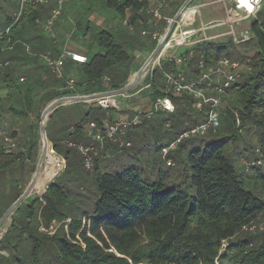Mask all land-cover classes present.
<instances>
[{
    "label": "trees",
    "instance_id": "trees-1",
    "mask_svg": "<svg viewBox=\"0 0 264 264\" xmlns=\"http://www.w3.org/2000/svg\"><path fill=\"white\" fill-rule=\"evenodd\" d=\"M33 1L35 0L24 1L22 14L10 25L9 30L23 25L27 20H35L33 16L40 5H32ZM183 1H177V4H182ZM144 3L146 4V0H107V4L122 15V20H128L127 26L135 24L144 11ZM126 9L132 10L128 18L124 16ZM257 23L256 16L250 28L254 36L255 51L252 60L247 62L252 72L243 75L239 83L232 84L228 89L230 97L227 102L231 106L224 110V116L230 125L224 129L225 132L221 129L220 113L216 130L210 129L206 135L182 140L168 154V158L174 163L172 167L165 163L170 171H155V167L151 165V171L146 174L133 167L117 173H98L100 158L95 159L88 168L77 147L63 145L64 149H61L47 138L52 143L53 150L64 160L54 154L47 142L44 166L50 165L53 168V161H56L59 164L57 174L63 168L64 161L66 164L41 198L34 196L25 200L28 205L21 210L25 215L12 218L14 224L9 233L15 231L16 237L23 240L20 252L22 256L18 259V264H49L52 258L53 264H264V237H261L264 235L263 231H242L264 213V199L247 190L243 179V174H250L247 176L250 183L258 185L264 192V22L261 23V28L257 27ZM90 42L97 50L86 56L85 63L79 64L80 75L74 81L73 88L57 92L47 91L43 96L47 95L48 99L43 105L63 96L91 95L121 89L128 82L131 73L136 72L132 69L127 49L114 32L101 29L92 34ZM12 43L13 41L3 36L0 38V49L6 45L10 47ZM199 46L200 43L193 49ZM204 47L199 50L198 63L203 61L210 65L220 57H227L221 54L222 48L211 51L208 46ZM185 53L187 60L196 54L190 50ZM182 66L179 69L172 60H166L161 69L155 68L152 75L145 78L146 84H149L146 93L152 103L158 98L168 96L175 105L173 113H154L164 112L176 118L178 135L189 127L205 122V110L208 109L204 105L199 111L194 107L192 97L172 96L167 92L164 81L163 84L156 83V74H161L162 79L163 72L174 73L178 69L182 70ZM189 75L197 77V67L187 77H191ZM106 77L108 82L104 81ZM29 94L31 96V91L27 90L25 99L22 97L24 101L20 111L10 106L8 112L11 115L29 117L34 112V102L28 97ZM92 105L94 103L88 107L87 119H83L79 126L69 132L72 138L69 141H91L84 132L85 126L90 122L100 126L103 119H108L102 115L106 110ZM40 110L37 119L40 117ZM193 111L202 114L205 120L201 122L200 119H195ZM237 121L239 126H236ZM247 123L257 125L259 148L251 153L238 146L230 149L231 145L242 141L241 130ZM156 124H149L143 118L136 128L140 132L149 131ZM173 124V120L168 117L162 123L168 130L174 129ZM36 128L38 131V124H29L23 130L19 128L18 131H10L13 138L20 134L24 136L20 143L24 142L25 145L16 155H7L26 161L33 155L36 158L39 140ZM129 132L130 130L125 137L130 141L129 147L119 148L106 141L99 149L112 147L121 155L130 154L129 152H133V142ZM159 138L156 136L154 142L159 141ZM100 152L103 153L102 150ZM240 153L244 154L243 158L248 162V169L243 166L244 173L238 172L234 167L233 155L240 158ZM73 155L78 158L76 163ZM161 159L163 160L162 155ZM176 164L177 169L173 171ZM80 170L87 174L83 188L87 195L85 201H90L92 209L85 210L80 215L68 216L59 210V204L64 202L63 192L67 186L61 181L66 182V175ZM70 178L68 176L69 181L72 179ZM174 178L177 180L174 181ZM20 195L21 192L9 200L1 215ZM67 220L70 223L65 228L64 223ZM52 224L59 226L53 234H49L47 231ZM39 225L46 228L45 232L39 231ZM5 243H10L6 236L0 241V245Z\"/></svg>",
    "mask_w": 264,
    "mask_h": 264
},
{
    "label": "rangeland",
    "instance_id": "rangeland-1",
    "mask_svg": "<svg viewBox=\"0 0 264 264\" xmlns=\"http://www.w3.org/2000/svg\"><path fill=\"white\" fill-rule=\"evenodd\" d=\"M57 1V0H56ZM90 0H68L67 2H64L62 7H60V15L57 16L54 19L53 26L50 30H46L44 28L46 22L40 23V24H32L30 33L37 34V37L39 40L43 42V44L46 46H50L52 44L58 45L59 48H61L66 43L74 42L79 44H85V42H88L84 40V35L80 30L74 31L73 28H75L74 23H72L69 19V16L72 14H76L77 18L76 21L82 22L84 20L79 19V12L81 8H84L85 5L89 4H95V2H88ZM107 0H104L106 2ZM174 0H168V2H172ZM206 0H195L192 2L191 5H194L195 3L202 2ZM191 5L186 8L183 13L181 14L178 23L180 25V28L183 29L184 32L188 31L190 28L191 23V15H194V9H192ZM222 6V5H221ZM23 7V6H22ZM89 7V6H87ZM114 10L115 8L112 7ZM54 9H59L57 7V4ZM112 9V10H113ZM230 9V7L228 8ZM99 10V8H98ZM232 10V8L230 9ZM193 13L191 14V12ZM259 14L257 15L258 23L257 27L261 28V23L264 22V0L260 3L259 6ZM21 12V0H0V38L3 37V35L8 39L12 37V35L15 32V28L12 29L9 32L10 25L14 23L17 18L20 16ZM215 12V11H214ZM53 14V13H52ZM73 16V15H72ZM216 16L212 11H206L204 8L201 10V16L200 20L203 21L204 27L206 31H211L212 33L208 36H206L204 39L201 40L200 46L195 48V50H190L191 53L196 52L195 56L184 63L182 66V70H176V71H183L185 72V76L187 77L188 73L193 72L196 70L197 64H198V57H199V50L203 49V47L208 46V48L211 49V51L216 50L217 48H222L221 54L226 55L227 58L232 61H238L242 65V70L240 72V78L237 79L235 83H239V81L243 78V75H249L251 73V69L249 64L247 63L249 60H252L254 56L255 48L253 46L254 44V36L251 33V24L254 22V18H245L240 23H237L232 27V29H227L228 32H223V30H226V28L223 26V24L216 20ZM75 20V19H73ZM199 21V18L197 19ZM210 20L211 23L207 24ZM57 23V24H56ZM56 24V25H55ZM24 25V24H23ZM60 25V26H59ZM65 25V26H64ZM59 26V27H58ZM64 26V27H63ZM58 27V28H57ZM179 28L175 29V31H178ZM241 32H247L248 33V39L243 40L241 37ZM208 32V33H209ZM178 35V34H177ZM55 36V37H53ZM69 36V37H68ZM25 42L28 45L27 49L25 50ZM33 42V39L28 38L27 40H24L22 42L20 41H14L12 43V47L17 43L15 46V51H17L18 48H21L20 52H18L15 56H13L14 60L13 62L16 64V60L19 63L18 65H12L11 67H0V73L4 72L6 74L5 81L3 79L0 81V83H5V92L7 95L2 100V103L0 105V129H4L7 132H10L13 127L16 128H22L29 125V124H38V131L36 128V131L39 135V123H40V117L45 109L46 105H43L46 99H48L46 96H41L42 91H40L39 87L37 85H34L32 82L24 81L20 82L19 78L21 76H31V72L36 71L40 73V77L42 75L48 76V78L54 80V84L58 88H66V83L69 80L76 79V75H72L70 78L67 79V73L65 71V66H67L69 58L63 63L64 66H62V75L64 78H54V76H51L50 72L47 70V62L43 59V55L46 52L42 53V50L35 49L34 46L31 44ZM142 42V41H141ZM208 43V44H207ZM186 43L180 42L177 43L176 49L173 51L174 59H178L179 57L185 56L187 47L185 46ZM204 47V48H205ZM5 48L9 49V46L6 45ZM29 49H31V52L29 53ZM97 48L95 46H91L89 51L91 53L95 52ZM131 51V50H130ZM130 60L132 62V65L137 66V62L139 61L138 55L135 54V52H129ZM241 58L243 60H241ZM33 64H36L35 68ZM10 68V69H9ZM32 68V69H30ZM141 68V67H140ZM139 69L135 70L136 72ZM136 72L131 73V75L128 78V81L134 76ZM144 77L140 79L138 82L137 88L132 92V94L142 87V81L147 77L148 71L143 72ZM54 75V74H53ZM161 74H156L157 81L156 83H160L164 81V76L161 79ZM75 77V78H74ZM75 80V81H76ZM74 82V81H73ZM55 89V87H54ZM27 90L31 91L30 99L34 102V109L33 113L27 117L23 115H11L8 111L9 107L12 106L14 109L20 111L22 108V103L24 96L27 93ZM58 90L55 89L54 92H57ZM62 91V90H61ZM27 96V95H26ZM127 99L128 102L126 104H135L137 100V105H141L142 108H140L139 116H143L147 112H151V118L148 120L149 124L157 123L154 125L153 129H149V131H143L134 125L130 128V134L131 139L133 142V149L129 152L130 154L124 153L119 154L116 151L113 150L112 147L108 149H99V146L97 144H94L92 140H86L82 141L81 143H73L71 136L69 135V132L71 129L77 127L80 125L81 121L83 119H87L86 113L89 109L87 104H84V102H78V103H71L67 105L60 106L55 109L50 116L47 118L46 124H45V134L46 137L52 140L56 146H58L61 149H64L63 145H67L69 147H77V145L81 144L84 146H94L96 148V152H92V165L93 161L95 159L98 160V173L103 172H111V173H117L121 172L123 169L128 167L138 168L142 170V173L146 174L148 171H151V165L155 167V171L160 170L161 172H167L170 171V168H167L165 165V162L161 159V155L159 153V150L162 146L167 145L170 141H173L177 136L178 133L176 132L178 128L176 127L177 120L176 118L172 117L168 113L160 112V113H154L153 109L150 108L149 105V98L145 91H141V94H135L133 98ZM230 97V94L228 93L227 96H224L221 99L220 104V110L219 112L222 114L221 116V129H226L227 126L230 125L229 120L224 116V110L226 108H230L231 105H229L228 98ZM3 98V96H2ZM25 99V98H24ZM131 100V101H130ZM130 101V102H129ZM122 102V101H121ZM96 105L95 102L89 103ZM153 103H151L152 105ZM125 106L124 104H122ZM36 106V107H35ZM41 109V110H40ZM40 112L39 119L36 118L37 113ZM124 111V110H123ZM207 110H205L206 112ZM127 113V117L129 120H133L135 116H131L133 114L132 112L125 109L124 111ZM102 115L108 119L117 118L119 115L118 111L116 109H108L106 111L102 112ZM126 115V114H125ZM136 115V116H137ZM193 115L195 119H200L201 122H203L205 119L202 117V114L198 113L197 111H193ZM167 117L170 120H173L174 122V129L168 130L166 129L165 125H162L163 120L167 119ZM143 120V118H142ZM88 123V121H86ZM86 123V124H87ZM85 124V125H86ZM236 126H239V122L237 121ZM257 125H253L251 123H247L245 126H243L241 133H242V141L239 143H235L230 146V149H233L234 147L238 146L240 148L247 149L249 153L253 152L256 148H259V130L256 127ZM225 132V130H224ZM223 133V132H222ZM225 134V133H223ZM156 136H159V141L154 142V138ZM24 136L18 135L15 138V148L11 151L4 150L5 144L2 141V138H0V215L7 207L9 200L15 196H17L20 192L22 193L27 185L29 184L30 180L32 179L34 175V171L37 165V162L39 158L41 157L42 152V143L40 140H38L37 145V156L34 158V155L32 158L26 159H13V156L7 155L10 153H14L15 155L18 153V150H23L24 142L20 143L21 139L23 140ZM49 147L52 149L54 154L58 156L59 158L63 159L61 155L57 154L53 150L52 143L48 140ZM113 144V143H112ZM252 146V149H249V145ZM116 145V144H114ZM117 146V145H116ZM244 146V147H243ZM118 147V146H117ZM78 149V148H77ZM3 150V151H2ZM100 150V151H99ZM238 149L236 148L235 151ZM79 151V150H78ZM74 153V152H73ZM118 154V155H117ZM28 155L30 156V150H28ZM47 155V153H46ZM121 155V156H119ZM182 155H185V152L182 153ZM242 157L235 156L234 157V167L238 172H243V166L248 169V162L243 158L244 154L240 153ZM26 157V156H23ZM46 158V156H45ZM44 158V161H45ZM73 161L76 163L78 161V158L73 155ZM64 160V159H63ZM41 166L40 173L38 175V180L36 183L35 188L32 190V192L29 194L30 197L39 196L40 198L44 195V191H46V187L49 183L53 182L64 170L65 168V161L63 168L56 174V172L59 170V164L56 161H53V168L49 166H44V162ZM259 161V160H258ZM178 164H176V167L173 168V171L177 169ZM86 171V170H85ZM56 174V176H55ZM172 175H176L171 173ZM86 175L84 171L79 172H72L68 175H66L67 180L65 183L66 189L64 190L65 199L64 202H61L59 204V210L61 213H64L68 216H76L80 215L83 211H91L92 205L89 204L90 201L87 200L86 203V192L84 190V185L86 184ZM155 175V172H154ZM250 174H247L249 176ZM55 176V177H54ZM68 176L71 177L70 181L68 180ZM247 176H244L243 179L245 182V188L249 191L254 192L257 196H260L264 199V192L260 190L259 186L250 183L249 178ZM54 177V178H53ZM90 179V178H89ZM87 179V180H89ZM173 180V179H172ZM177 179L174 178V181ZM50 181L46 187L44 188L45 184ZM60 182V181H59ZM88 184V182H87ZM46 189V190H45ZM28 198V197H27ZM16 200V199H15ZM26 200V199H25ZM25 200L22 202V205L18 206L17 209L13 212L15 219L16 217H22L24 212L21 210L24 206L28 205ZM21 207V208H20ZM87 219V218H85ZM84 219V220H85ZM83 220V221H84ZM20 225L22 223L18 221ZM70 223V220H67L65 224V228H67V224ZM14 224V222H10L9 219L6 221V224L3 226V230L1 232L2 238L4 236L7 237L9 245L6 243L3 245H0V264H18V259L21 258L22 254L20 253L22 250V243L23 240L21 237H16L15 231H12L9 233L10 227ZM59 224H52V228L50 227L47 231L49 234H53V231L58 227ZM16 227V226H15ZM17 230V229H15ZM46 228L43 225H39V231L45 232ZM243 232H252L257 233L263 231L264 234V213L260 214L258 219L252 223L249 227L243 228ZM0 234V236H1ZM262 238L264 237L261 236ZM1 238V237H0ZM54 258L51 259V263L53 264ZM215 264H219V262H216Z\"/></svg>",
    "mask_w": 264,
    "mask_h": 264
},
{
    "label": "built area",
    "instance_id": "built-area-1",
    "mask_svg": "<svg viewBox=\"0 0 264 264\" xmlns=\"http://www.w3.org/2000/svg\"><path fill=\"white\" fill-rule=\"evenodd\" d=\"M24 1L25 0H21V12L19 15H21L23 12L22 6L24 4ZM65 1L67 0H57V7L59 9L53 10V14H51V17L47 20L46 25L44 26L46 30L51 29L54 23V19L60 15V7H62ZM222 1L223 3L229 1L230 5L232 6V11L237 15H235L236 17H234V14H231L232 11L231 13H227L226 19L223 23L226 24V22H228L230 24L239 22L240 20L242 21L245 18H255L260 3L263 0H247V3L251 4L252 6L251 10H249L248 7L244 6L240 2V0ZM40 3H42V0H35L32 2V5H38ZM157 5L161 8L165 7L166 3L164 0L157 1ZM153 13L158 19L161 18V15L157 10H155ZM178 20L176 22V25L179 27ZM166 21L168 26L172 23L171 19H167ZM124 25H128L127 19H125ZM203 30L204 27L200 28L199 31L194 33L195 36H199V38L202 37L203 34L199 35V32ZM167 32L168 30L165 33L155 30L150 34V38L158 45L165 39ZM145 34V31H143L142 35ZM173 34H170L168 36L165 43L157 53L156 57L148 65L145 66L144 71H148L149 73H151L154 68L161 69L162 63L166 60H172L174 64L177 65V67H181L184 63L187 62L186 55L179 57L178 59H174V56L171 55V51L176 49L177 43H185L189 41L190 35H186L184 33H179V35ZM241 34V38L243 40L248 39V33L246 31L242 32ZM42 57L47 62L48 68L51 70L54 76L59 79L64 78L62 75V66L67 58H70L72 61L79 64H83L86 62V57L84 55L68 51L62 52L59 57H57V59H52L50 53H45ZM242 68V65L238 61L231 62L227 57H220L215 60L214 65H206L203 61H200L197 65L198 75L197 77L191 79H187L182 71H176L174 73L163 72L166 90L167 92L171 93L172 96L180 97L182 95H188L192 97L194 100V107L199 111L202 110L204 105L208 107L206 111L205 122L187 128L182 133H180L172 142L161 149L160 153L168 167H172L174 165L173 161L168 158V154L172 150L176 149L177 145L182 140L203 136L206 135L210 129L216 130L218 128L221 99L224 96L228 95V89L237 81V79L240 78V72ZM143 77L144 73L142 74L141 79ZM20 81H23V78H20ZM104 81L108 82L109 79L106 77L104 78ZM73 85L74 82L72 80L67 81L66 89L71 90L73 88ZM148 87L149 84L145 86V88ZM118 97H102L96 99L95 103L96 106L100 107L102 110H118L120 105ZM151 108L153 109V112L165 111L173 113L175 111V105L168 96L156 99V101L151 105ZM151 114V112H147L143 116L137 115L133 118V120H129L127 115L121 116L120 118L118 117L113 121L103 119L100 126H98L95 122H90L85 126L84 132L89 138L93 140L95 144H98L100 148L104 146L106 141L116 144L119 148L129 147L130 141L125 139L128 130H130L132 126L139 124L142 118H150ZM166 126L169 125L167 124ZM72 131L73 129L70 130V132ZM0 138H2V141L5 144L4 150L11 151L15 148V138H13L6 130L0 129ZM77 148L84 158L85 166L88 168L91 167L92 152H96L95 147L79 144L77 145ZM244 163L246 162L244 161Z\"/></svg>",
    "mask_w": 264,
    "mask_h": 264
},
{
    "label": "crops",
    "instance_id": "crops-1",
    "mask_svg": "<svg viewBox=\"0 0 264 264\" xmlns=\"http://www.w3.org/2000/svg\"><path fill=\"white\" fill-rule=\"evenodd\" d=\"M67 1H65V2H67ZM157 1H162V0H146V4L144 3V5H143L144 11L138 16L135 24H133V26L132 25L126 26V25H124L125 20H122V15L118 11L114 10L112 8V6H109L107 4V1L104 2V0H90L88 2H95V4L85 5V7L81 8V10L79 12L78 18L82 19L84 21L78 23L76 21L77 18H74V17H77L76 14H72L73 16L72 15L69 16L70 21L72 23H74V25H75V28H73V30L74 31L80 30L82 32V34L84 35L83 39L88 41V42H85L84 45L79 44V43H74V42H71L72 44L66 43L61 48H59L58 45H55V42H54V44H52L50 46H47V45L45 46L43 44V42L38 39L37 34L30 33V29H31L30 27L32 24H40L41 22L42 23L47 22V20L51 17V14H52V12H53L56 4H57L56 0H42V3L39 4L40 6L38 7L37 13L33 16V18H35V20L34 21H30V20L28 21L27 20V22L24 23V25L21 24L18 27H16L14 34L8 40H11V41L14 40L15 42L16 41L22 42L24 40H27L28 38H31V39H33V42H31V44L34 46V48L42 50V53L43 52L50 53V56L52 57V59H57V57H59V55L64 51L76 52V53H79V54L84 55L86 57L87 55L91 54L89 49L91 47L90 40H91L92 34L96 33L97 31H99L101 29L102 30H110L117 35L118 40L123 43V45L127 49V51H129V52L133 51V52H135L136 55L139 56V61L137 62L138 65L137 66L132 65V69L136 70L137 68L139 69L142 66L144 61L148 58V56L156 48L157 44L155 43V41L151 40L150 34L155 30H158L162 33H165L170 27V25L168 26L166 20L167 19L173 20V18L178 13V11L180 10V8H181V6L185 0L182 2V4H179V3L177 4V1L179 2L180 0H174L172 2H168V0H164L166 3V6L161 7V8L158 7ZM193 1H195V0H192L189 3V5L187 6V8L192 4ZM87 6H89V7H87ZM191 7H192V9H194V15H191V23H190L189 30L184 32L183 29L180 28V25L178 23L179 27L177 25H175L173 30L170 33V34L174 33L175 35H177V34L179 35V33H184L186 35H190L189 41L185 42L186 43L185 46L187 47V50H192L196 45H198L201 42L202 39H204L207 35L209 36L212 33L211 31L209 32V31L205 30V27H204L205 25H204L203 21L200 20L201 10L203 8L206 11H209V12L212 11L214 13V15L216 16L215 21L216 20L220 21L223 24V26L226 28V30H223V32H228L227 29H232V27H234L235 24L241 22V20H240L239 22L230 23V24L228 22H226V24L223 23L224 20L226 19L227 13H231V11H232V10H230L232 8V6L230 5L229 1H226V3H223L222 0H206V1L195 3L194 5H191ZM229 7H230V9H228ZM98 8H99V10H98ZM23 10H24V7H23ZM155 10H157L158 13L161 15L160 19L155 17V15L153 13ZM131 13H132V10L126 9L124 12V16L126 18H128L129 16H131ZM192 13H193V11L191 12V14ZM231 14H234V17L237 16L233 11ZM256 16H255V18H256ZM198 18H199V21L197 20ZM73 19H75V20H73ZM211 22L209 20L207 24H209ZM177 27L179 28V30L175 31V29H177ZM202 27H204V30L200 31L199 35L203 34V36L199 38V36H195L194 33L199 31V29ZM11 30H9V32ZM143 31H145V33H146L145 35H142ZM240 33H242V32L240 31ZM53 37H55V36H53ZM26 43L27 42H25V46H24L25 50L28 47V45ZM16 44L17 43H15V45ZM15 45L12 47V44H11L9 49H7L5 47L0 49V67L3 66L5 68H7V67H11L12 65L15 64L13 62V60H14L13 56H15L21 50V48H18L17 51H15V47H16ZM28 51L30 53L31 49H29ZM173 51H171V55L174 56ZM187 62H189V61L187 60ZM214 63H215V61L213 63H211L210 65H214ZM18 64L19 63L16 60L15 65H18ZM33 66L34 67H32V68H35L36 64H33ZM32 68H30V69H32ZM47 70L50 72L51 76H54L48 67H47ZM65 71L68 75L67 79H71L70 77L72 75H76V77L78 78L80 75L79 64L76 62H73L70 59L67 63V66H65ZM5 76H6V74L4 72L3 73L1 72L0 73V81L2 79H3V81H5L4 80ZM189 76H191V75H189ZM20 78H23L24 81L30 80V82H32L34 85H37L39 87L40 91H42L41 96L45 95V93L47 91H52L55 89H57L58 91L64 90V88L56 87L53 79H51V78L49 79L48 76L46 77V75H42L40 77V73L36 72V71L31 72V76H28V75L24 76L23 75ZM20 78H19V81H20ZM54 78L56 79L55 76H54ZM186 78L191 79V78H194V76L186 77ZM75 80L76 79H73V81H75ZM20 82H22V81H20ZM146 85H147L146 80L144 79L142 81V87L140 89H137L133 94H132V92L137 88L138 84L134 87L133 90H131L130 92H128L124 96L118 97L120 105H119V109L117 110L119 113L117 118L118 117L120 118L121 116H125V114L128 115L127 113L124 112L125 109L133 113V114H131V116H136L137 114H139V112H137V111H139L140 108H142V106L137 105V103H136L137 100H136V102L134 101V103H135L134 105L133 104H130V105L126 104L129 100L127 98H128V96H130L129 98L131 99L135 96V94L140 95L141 91L146 92L147 89L149 88V87L145 88ZM5 86H6L5 83H3V84L0 83V105H1L4 97L7 95V93L5 92ZM54 87H55V89H54ZM77 95H79V94H77ZM2 96H3V98H2ZM63 97H65V96H63ZM55 99H58V98H55ZM55 99H53V100H55ZM53 100L48 101L46 103V106L50 102H52ZM151 103L152 102L150 101L149 102L150 108H151ZM84 104H87V103H84ZM122 104H124L125 106H123ZM87 106L89 107L90 104H87ZM92 106L95 107V105H92ZM117 118H113V120H116ZM14 130L18 131L20 129L13 127L11 131H14ZM8 133H10V132H8Z\"/></svg>",
    "mask_w": 264,
    "mask_h": 264
},
{
    "label": "water",
    "instance_id": "water-1",
    "mask_svg": "<svg viewBox=\"0 0 264 264\" xmlns=\"http://www.w3.org/2000/svg\"><path fill=\"white\" fill-rule=\"evenodd\" d=\"M191 1L192 0H185L184 1L180 10L178 11V13L173 18L172 23L170 24V27L168 29V32L166 33L165 39L160 44H158L156 46V48L153 50V52L146 59L144 65L141 68H139V70L125 84L124 87H122L121 89H117V90H111V91H107V92H103V93H97V94H91V95H80V96L75 95V96L60 97L58 99L53 100L52 102H50L45 107V109L43 110V112L41 114L40 123H39V135H40V140L42 143L41 157L39 158V160L37 162V165H36V168L34 171V175H33L32 179L30 180L29 184L27 185L25 190L21 193V195L10 205V207L7 209L5 214L0 219V227L6 221V219L12 215V213L22 203V201L25 200L29 196V194L32 192V190L36 186L38 175H39L41 166L43 164L42 156L48 148V145H47L48 139H47L46 134H45V124H46L47 118L50 116V114L55 109H57L58 107L63 106V105H67V104H71V103H78V102H92V101H95L96 99H99L102 97H118V96L124 95V94L130 92L131 90H133L134 87L138 84L139 80L141 79L145 66L148 65L156 57L157 53L159 52V50L161 49V47L165 43L166 39L170 35L171 31L173 30L174 26L176 25V22H177L178 18L180 17L181 13L187 8V6L189 5V3ZM51 183H49L47 185L46 189H48V187L50 186ZM45 192L46 191H44V193Z\"/></svg>",
    "mask_w": 264,
    "mask_h": 264
},
{
    "label": "flooded vegetation",
    "instance_id": "flooded-vegetation-1",
    "mask_svg": "<svg viewBox=\"0 0 264 264\" xmlns=\"http://www.w3.org/2000/svg\"><path fill=\"white\" fill-rule=\"evenodd\" d=\"M29 197H30V196H28V198H29ZM26 199H27V198H26ZM23 201H24V200H23ZM23 201H22V202H23ZM21 204H22V203H21ZM21 204H20V205H21ZM20 205H19V206H20ZM9 207H10V206H9ZM9 207H8V208H9ZM8 208H7V209H8ZM7 209H6V211H7ZM16 209H17V208H16ZM6 211H5V212H6ZM5 212L0 216V219H1L2 216L5 214ZM13 216H14V214L12 213V215L9 216V217L6 219V221H8V219H9V221L12 222V218H13ZM6 221H5V222L1 225V227H0V234H1L2 230H3V228H4L3 226L6 224ZM0 237H1V238H0V241H1V240L3 239V238H2V234H1Z\"/></svg>",
    "mask_w": 264,
    "mask_h": 264
},
{
    "label": "bare ground",
    "instance_id": "bare-ground-1",
    "mask_svg": "<svg viewBox=\"0 0 264 264\" xmlns=\"http://www.w3.org/2000/svg\"><path fill=\"white\" fill-rule=\"evenodd\" d=\"M73 62H74V61H73ZM76 63H77V62H76ZM144 63H145V61H144ZM144 63L142 64V66L144 65ZM78 64H79V63H78ZM142 66H141V67H142ZM154 69H155V68H154ZM154 69H153V70H154ZM143 72H145V71L143 70ZM152 72H153V71H152ZM152 72H151V73L148 72L146 75H147V76H150V75H152ZM79 96H80V95H79ZM92 102H95V101H92ZM84 103H90V102H84ZM47 145H48V143H47ZM47 151H48V148H47L46 152H44V154H43V156H42V158H43L42 160H43V161H44V158H45V156H46ZM39 173H40V172H39ZM37 180H38V179H37ZM36 183H37V182H36Z\"/></svg>",
    "mask_w": 264,
    "mask_h": 264
},
{
    "label": "snow or ice",
    "instance_id": "snow-or-ice-1",
    "mask_svg": "<svg viewBox=\"0 0 264 264\" xmlns=\"http://www.w3.org/2000/svg\"><path fill=\"white\" fill-rule=\"evenodd\" d=\"M240 2L244 5V6H246V7H248L249 8V10H251V4H249V3H247V0H240Z\"/></svg>",
    "mask_w": 264,
    "mask_h": 264
}]
</instances>
